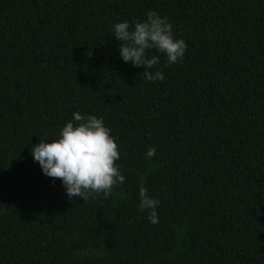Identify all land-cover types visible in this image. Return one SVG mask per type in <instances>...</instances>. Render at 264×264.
<instances>
[{"label":"trees","instance_id":"trees-1","mask_svg":"<svg viewBox=\"0 0 264 264\" xmlns=\"http://www.w3.org/2000/svg\"><path fill=\"white\" fill-rule=\"evenodd\" d=\"M148 10L188 45L163 81L111 34ZM74 112L116 138L107 198L69 199L30 155ZM0 264H264V0H0Z\"/></svg>","mask_w":264,"mask_h":264},{"label":"clouds","instance_id":"clouds-1","mask_svg":"<svg viewBox=\"0 0 264 264\" xmlns=\"http://www.w3.org/2000/svg\"><path fill=\"white\" fill-rule=\"evenodd\" d=\"M111 34L119 42L120 58L134 67H143L141 78L146 82L165 79L161 70H154L160 63L159 54L166 57L168 65H174L184 59L188 47L174 33L172 22L153 10L131 23H114ZM153 50L157 54H151ZM155 152L154 147H149L146 159L151 160ZM30 155L43 175L60 180L69 199L80 197L85 201L93 194L107 198L126 179L116 163L120 159L116 138L103 117L94 114L74 112L56 138H40L31 147ZM138 193V211L146 213L150 223H157L160 200L149 195L144 176L139 177Z\"/></svg>","mask_w":264,"mask_h":264}]
</instances>
